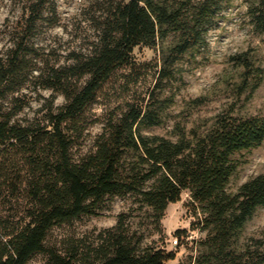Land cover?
<instances>
[{
	"label": "trees",
	"instance_id": "16d2710c",
	"mask_svg": "<svg viewBox=\"0 0 264 264\" xmlns=\"http://www.w3.org/2000/svg\"><path fill=\"white\" fill-rule=\"evenodd\" d=\"M233 1L115 0L104 11L89 52L50 71L46 87L65 104L50 105L43 125L15 123L24 106L7 113L0 105V204L17 198L24 203L10 217L15 221L20 215L19 223L0 215V264H29L37 255H46L50 264H170L176 253L146 243V235L133 230L129 213L120 214L113 228L62 248H52L48 239L55 229L97 216L108 201L126 196L150 209L160 229L168 206L179 203L184 192L202 216L192 227L206 235L197 243V255L180 264H264V237H244L264 209V173L236 193L228 191L241 166L236 156L264 144V116L219 115L207 131L181 132L177 141L148 133L167 120L182 61L207 49L209 32ZM53 3L56 15L55 0H35L29 21L42 20ZM248 14L263 34L264 0H252ZM138 47L160 54L155 84L145 94L131 90L150 66L137 62ZM234 60L246 77L258 76L247 58ZM21 70L19 53L8 66L0 61V97L15 90ZM123 71L122 83L133 95L107 119L94 150L76 159L89 111ZM185 234L175 232L177 245Z\"/></svg>",
	"mask_w": 264,
	"mask_h": 264
},
{
	"label": "rangeland",
	"instance_id": "374dc122",
	"mask_svg": "<svg viewBox=\"0 0 264 264\" xmlns=\"http://www.w3.org/2000/svg\"><path fill=\"white\" fill-rule=\"evenodd\" d=\"M113 1L55 0L56 15L53 3L42 20L31 23L30 6L35 0H0V61L8 66L19 53L23 67L15 79V90L0 97V105L7 113L24 106L14 118L15 123L43 125L50 105L59 108L65 104L63 96L46 87L50 71L71 64L73 55L89 52L98 40L104 11ZM251 2L234 0L218 20V27L209 32L207 49L184 58L182 80L173 87L175 103L167 112L166 122L150 130V135L177 141L181 132L188 135L191 131H207L219 115L264 116V33L255 31L251 23L248 14ZM134 56L137 62L150 64L138 86L131 88L133 92L145 94L155 84L160 54L148 47H138ZM240 56L253 64L258 76L246 77L245 70L234 60ZM123 74L124 71L114 78L89 111L90 125L73 152L76 159L94 150L95 139L107 119L133 95L122 83ZM236 158L241 166L228 185L230 193H236L247 181L264 173V144L242 152ZM17 199L12 202L2 199L0 215L10 219L11 215L21 212L24 203ZM196 208L190 193L184 192L179 203L168 206L158 229L151 210L142 207L137 198H114L99 210L97 216L84 217L55 229L48 244L52 248L54 245L62 248L70 240L92 238L102 230L113 228L120 214L129 213L133 230L145 234L146 243L175 252L176 260L170 264L186 263L197 255V243L206 235L192 227L202 217L199 210L196 215ZM19 216L10 221L19 223ZM178 230L186 232L184 238L179 239V245L174 236ZM244 237H264V209L249 222ZM29 264L50 262L46 255H37Z\"/></svg>",
	"mask_w": 264,
	"mask_h": 264
},
{
	"label": "built area",
	"instance_id": "2783aa9c",
	"mask_svg": "<svg viewBox=\"0 0 264 264\" xmlns=\"http://www.w3.org/2000/svg\"><path fill=\"white\" fill-rule=\"evenodd\" d=\"M177 243V242H176Z\"/></svg>",
	"mask_w": 264,
	"mask_h": 264
}]
</instances>
